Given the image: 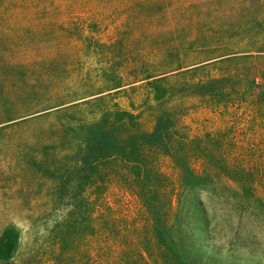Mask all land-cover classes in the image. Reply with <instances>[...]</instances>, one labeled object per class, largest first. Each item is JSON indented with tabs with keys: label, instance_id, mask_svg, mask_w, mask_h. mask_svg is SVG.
I'll list each match as a JSON object with an SVG mask.
<instances>
[{
	"label": "rangeland",
	"instance_id": "obj_1",
	"mask_svg": "<svg viewBox=\"0 0 264 264\" xmlns=\"http://www.w3.org/2000/svg\"><path fill=\"white\" fill-rule=\"evenodd\" d=\"M0 264H264V0H0Z\"/></svg>",
	"mask_w": 264,
	"mask_h": 264
},
{
	"label": "trees",
	"instance_id": "obj_2",
	"mask_svg": "<svg viewBox=\"0 0 264 264\" xmlns=\"http://www.w3.org/2000/svg\"><path fill=\"white\" fill-rule=\"evenodd\" d=\"M198 159H201V156H198ZM185 170H189L190 172L192 171L196 178H201L202 176H212L215 172H218V168L215 167H193V168H187V169H183V168H179V167H174L173 171L180 174L183 173ZM153 173H155L156 175L162 172L161 167H155V170L152 171ZM149 182H147L146 180H144L142 178V174L141 173H136V171L133 170H129L126 174H125V181H124V189L126 193H131L132 195L136 196H140L141 198H144V196L151 190V187ZM161 192L164 193V188L161 187L160 188ZM164 190V191H163Z\"/></svg>",
	"mask_w": 264,
	"mask_h": 264
}]
</instances>
